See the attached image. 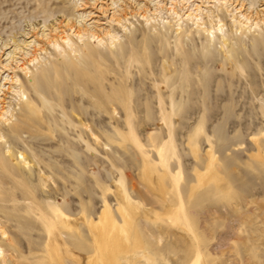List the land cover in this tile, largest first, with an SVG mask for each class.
<instances>
[{"label": "rangeland", "instance_id": "374dc122", "mask_svg": "<svg viewBox=\"0 0 264 264\" xmlns=\"http://www.w3.org/2000/svg\"><path fill=\"white\" fill-rule=\"evenodd\" d=\"M195 23L212 27L210 45ZM164 74L173 86L160 92L163 107L172 97L178 108L170 169L179 163L184 219L172 182L163 195L156 187L162 168L151 166L148 182L124 121L125 84L131 132L155 160L151 141L168 133L157 95ZM208 149L217 182L199 186ZM120 194L137 206L129 238L148 264H191L197 251L201 264H264V0H0L5 259L88 264L97 252L80 209L95 222L105 200L118 220ZM57 205L66 217L47 234L39 209L52 217ZM135 255L120 264H145Z\"/></svg>", "mask_w": 264, "mask_h": 264}, {"label": "bare ground", "instance_id": "6f19581e", "mask_svg": "<svg viewBox=\"0 0 264 264\" xmlns=\"http://www.w3.org/2000/svg\"><path fill=\"white\" fill-rule=\"evenodd\" d=\"M199 15V14H198ZM187 18L195 19V21L198 19L196 15H193V13H189L186 16ZM246 19V18H245ZM191 20V19H190ZM197 22V21H196ZM220 23V21L218 22ZM238 23V22H237ZM196 24V23H195ZM195 31H202L205 33L204 37L208 45H210L215 38L210 37V34H213L212 27L207 28H201L200 25L196 24ZM241 25L237 29L240 31L242 30ZM180 30V27L177 28ZM221 29V25L219 24V27L217 30ZM235 29L234 31H237ZM180 32V31H179ZM178 32V33H179ZM178 33H175L178 34ZM222 41L219 43H222L221 47L225 46L226 37L221 36ZM181 43V44H180ZM180 47L182 46V42H180ZM177 51V50H176ZM125 58V57H124ZM138 63L137 58L136 60L133 57L128 58L126 63L133 64ZM162 85L158 89L157 95L159 98V101L161 103V113H160V119L162 122H164L168 127V133L166 138L159 139L157 143L155 141H151V151L154 152L156 158L155 160H150L151 157L149 153L142 151V147L138 143V141L134 138L136 136L133 135L131 132V123L134 119V115L131 112L130 107V95L131 91L128 89L127 86L122 85L125 88V102L123 103V110H126L124 114V121L126 123V126L128 127V134L131 135V138L134 140V145L136 146L137 150L140 151V154L143 157V164L147 166L144 170V175L147 177L148 182L150 183V175L153 172V169H151V166L155 168L156 166H159L162 168V171H154L156 172V184L158 187V191L163 195L165 192L164 188V181L165 179L170 180L172 184L174 185V194L177 197L178 200V206L181 211V219L186 218V212L184 203H182V199L180 196V190H179V181L182 178V172L179 166V163L177 162L176 171H172L170 169L171 161L176 158V148L174 144V140L172 138L171 129H170V123L171 120L176 117L177 107L174 104V100L172 97L169 98V110L166 111V108L163 107V103L161 102V90L169 87L171 88L173 86V83L169 85V83L165 86L164 84L167 82V75H162L161 78ZM109 102H112V99H109ZM30 106V105H29ZM69 121V120H68ZM202 119H200L199 124L195 127L194 132L192 136H197L198 133L202 130ZM120 137L121 134L119 133ZM133 142V141H132ZM254 143L258 145V141L254 140ZM144 148V147H143ZM258 149V147H256ZM260 156L259 151L255 153V158H258ZM177 159V158H176ZM215 161L214 154L210 149L206 152V164L205 168L202 171H197L195 174V182L197 185L202 186L206 185L212 180L217 182V179L213 177L212 168L214 166L213 162ZM160 168H157L158 170ZM119 175H122L120 172ZM118 185L119 187L124 190V184L123 179L120 176L118 179ZM154 187V186H153ZM157 189V188H156ZM121 200H119V203L115 209L116 215L118 217V220L116 217L112 214L109 205L105 200H103V208L101 209L100 213L98 214V217L96 221L89 219L86 215V209L84 206L81 207V214L87 218V228L89 231H92V244L95 248V252H97L95 258H93L91 261H89L88 264H120V261L129 254H137L135 255L138 258H142L145 261V264L149 263V257L147 252L143 249V246L141 243L134 237L132 240L129 238V233L132 230V217L136 214L135 211L137 209L136 205H133L131 202L127 201L123 194H120ZM48 212L52 215V217L48 216L47 213H45L43 210L39 209L38 213V219L42 220L43 226L45 228V231L47 234H51L55 228L54 219L57 218V214H61L64 217L66 215L62 212V210L57 206L55 207H49ZM43 218V219H42ZM54 218V219H53ZM3 234V233H1ZM61 235V233H59ZM91 235V234H90ZM131 240V241H130ZM3 251L0 248V264H12L9 260L7 261L5 259V256L3 255ZM57 255V253H55ZM127 261V260H126ZM191 264H201V255L200 253L194 252L192 258H191Z\"/></svg>", "mask_w": 264, "mask_h": 264}]
</instances>
